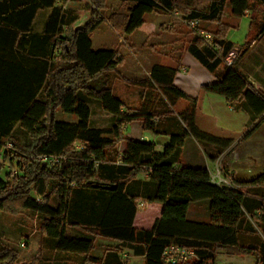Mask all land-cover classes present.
Wrapping results in <instances>:
<instances>
[{"label": "trees", "instance_id": "16d2710c", "mask_svg": "<svg viewBox=\"0 0 264 264\" xmlns=\"http://www.w3.org/2000/svg\"><path fill=\"white\" fill-rule=\"evenodd\" d=\"M65 1L0 0V22H4L0 27L4 41L0 48V154L11 166L6 179L0 178V213L28 210L44 215L40 229L53 239L55 250L81 255L93 264H128L114 251L102 259L92 257L95 237L134 247L144 264H165L162 254L171 246L195 253L196 259L181 264H215L221 253L252 256L254 264H264V193L242 189L264 188V171L246 181L232 180L225 187L215 183L207 169L184 166L178 160L188 138L221 154L264 124V91L256 90L240 72L251 43L264 34V25L257 38L246 41L228 64L226 59L235 50L226 38L228 25L222 22L226 6L232 17L241 18L254 4L264 6V0H119L133 5L125 14L106 16L107 0H87L86 20L79 24L77 15L72 18L62 6H56ZM44 9L51 13L44 34L39 36L31 33V27L37 12ZM154 11L176 14L187 25L192 20L216 24L210 39L200 34L204 31L200 26L190 30L193 37L186 51L207 72L215 74L221 67L223 71L191 97L175 85L176 70L155 66L148 79L131 84L141 90L154 88L163 104L129 108L113 95L107 80L123 59L118 51L93 50L91 35L102 23L130 35ZM41 91L42 100H38ZM207 93L244 106L257 123L251 130L244 127L240 131L219 125L214 115L203 111L202 98ZM91 100L111 115V127H90ZM179 101H184L185 107H179ZM59 111L75 115L77 122L57 121ZM167 120L174 121V132L161 153L155 152L156 144L122 132L124 125L139 122L143 130L158 134ZM17 123L27 134L24 143L13 136ZM120 143L125 149L118 154ZM41 157L59 161L50 165L41 162ZM143 174L156 186L147 201L163 206L160 219L149 230L134 228L136 203L141 198L126 192ZM92 181L115 189L96 187L89 183ZM85 189L95 190L99 196L85 195ZM103 194L109 197L100 198ZM74 196L81 209L75 215L84 212L97 219L82 228L81 237L65 231L67 226L81 227L66 219ZM52 197L57 206L49 204ZM204 200L209 201L210 221L188 220L189 205ZM2 237L0 231V264H18L19 254L4 246Z\"/></svg>", "mask_w": 264, "mask_h": 264}, {"label": "rangeland", "instance_id": "374dc122", "mask_svg": "<svg viewBox=\"0 0 264 264\" xmlns=\"http://www.w3.org/2000/svg\"><path fill=\"white\" fill-rule=\"evenodd\" d=\"M60 7L67 12L71 13L72 18L75 15L78 16L77 24L82 23L86 20V13L89 11L90 5L87 0L73 1L67 0L65 2L57 3ZM106 10L104 11L105 16L113 13L125 14L127 12V4H120L118 0H107L106 2ZM43 11V12H42ZM41 13L36 18L35 24L33 26L34 34H39L44 31L46 21L48 18V10H42ZM168 13V12H167ZM169 14V13H168ZM176 15V14H175ZM169 16H171L169 14ZM177 16V15H176ZM178 17V16H177ZM170 19V18H169ZM180 21V25L174 29L175 36L180 37V39H186L187 36H190L192 30L186 22L182 21L178 17ZM175 20L177 18L175 17ZM252 21V23H251ZM225 25H228V29L226 32V38L229 42L234 45L235 53H237L240 48L245 46L246 41L252 42L257 38L259 34V30L262 25H264V6L254 4L252 6V11L245 14V16L241 18H234L231 16L229 6H226L225 13L223 16V21ZM168 23V21L166 22ZM175 23V22H174ZM76 25V23H75ZM175 25V24H174ZM251 25V26H250ZM152 25H146L144 28H141L135 35L133 34V38L135 40L141 35L149 34L152 31ZM251 27V28H250ZM200 29L204 30L208 33H214L217 29V25L213 23H202L200 24ZM164 31V32H163ZM172 30L160 29V33L164 35H171ZM92 39H98V47L100 49H117L119 52V56L123 59V56L120 55V49L125 47L124 38H130L131 35H125L123 33L118 32L114 28H112L107 23H102L91 35ZM182 45V42H181ZM184 46V44L182 45ZM96 47V46H95ZM142 47V46H140ZM144 47V46H143ZM127 49V48H126ZM124 52H127L124 50ZM54 53L58 54V49L54 51ZM123 64V62H122ZM223 71V67L219 69L215 74L209 73L215 79ZM240 72L247 77L249 82L253 85L256 90L260 92L264 91V34L260 36L256 42L251 43V49L245 55L244 62L240 68ZM127 76V74H123ZM108 77V81L110 87L112 89L113 95L118 97L121 101L125 103V105L129 108H133L134 106H138V99L148 98V96H155V100L159 97H156V93L152 92L151 95L149 90L147 91L140 90L133 85H125L123 78H119L116 74H110ZM121 79V80H120ZM136 81V80H135ZM129 83V82H126ZM141 91L140 93H137ZM148 94V95H147ZM41 96V94H40ZM182 102L179 101V106H183ZM144 103V102H143ZM142 104V102H141ZM133 105V106H132ZM89 107L91 110V119L92 123L90 124L91 128H99V129H107L112 126L113 119L103 111L100 106V103L96 100L89 101ZM233 107L234 110H230L229 108ZM202 108L205 113L214 115L217 118V122L219 125L226 127L228 129L240 131L244 127L247 130H251L257 121H255L250 113H248L244 106H235L231 105L226 100L215 94L207 93L202 98ZM56 120L66 123H76L77 117L72 114H67L62 111H59L56 114ZM134 126V125H133ZM130 127L128 126V131ZM15 137L17 141L20 143L26 142L27 135L21 129H18ZM155 144V143H154ZM158 144L156 145V147ZM213 148V147H212ZM13 167L15 166L12 163ZM209 169L211 171L212 180L219 184L220 186L227 187V184L222 182L224 180L227 183H235L236 180L241 182L244 179L249 180L259 173L264 171V124H261L255 131H253L252 135L244 141L238 142L232 148L222 152L221 154H216L215 157L212 158L209 164ZM11 170V166L8 162H4L3 159H0V178L6 179V175ZM231 173L233 175H231ZM234 186V185H233ZM40 202L41 198H38ZM51 206H57L56 199L54 197L51 198L49 202ZM197 214L199 216V222L208 223L210 221L209 216L205 214L203 206H197ZM80 205L77 203V196H74V199L70 202V207L68 209V213L66 216L67 222H72L75 216V213L80 212ZM142 211L145 208L141 209ZM196 211V210H195ZM194 210L191 211V216L194 217ZM75 221V220H74ZM41 220L35 216L33 213L24 212V210L19 211L18 213L11 215L8 213H0V231L3 235L2 243L4 246H9L14 249L18 254L17 248H21L23 251L26 250L27 244L25 242V238L23 236L18 235L17 239L19 240H11L10 235L17 230L18 228H22L24 232L29 233L31 239H35L36 242L39 240V247L48 246L47 241L44 239V233L40 229ZM21 226V227H20ZM71 234H82V231L78 229H70ZM27 237V236H26ZM22 238V241L20 242ZM100 240L99 237H95V245L90 255L94 257L98 256L99 252L97 249H102L103 253H105V248L108 246H103L97 244ZM22 244L25 246L23 247ZM126 249V248H125ZM110 251L118 252L119 248L111 249ZM123 252L128 253V258L122 259V262L135 263L140 264V259H130V253L128 250H124ZM121 253V252H120ZM119 253V254H120ZM222 256V257H220ZM225 254L221 253L217 257V261L215 264H229L223 263L225 261ZM228 257H236L231 264H254V258L252 256H244V255H235ZM96 258V257H95ZM224 261H223V259ZM93 264L91 261L87 262L84 260V257L81 255H74L70 253H60L59 255H55L54 252L48 257V254H44L41 251H38L34 257L28 258L25 256H19L18 264Z\"/></svg>", "mask_w": 264, "mask_h": 264}, {"label": "crops", "instance_id": "0c3cea01", "mask_svg": "<svg viewBox=\"0 0 264 264\" xmlns=\"http://www.w3.org/2000/svg\"><path fill=\"white\" fill-rule=\"evenodd\" d=\"M118 3L120 4H127V10L133 5L129 2H122L118 0ZM56 6L57 5L56 3ZM48 10V15L46 18L49 17L51 13V9H44ZM42 10H39L35 16V19L33 20L32 27H31V33L34 34L33 26L35 24L36 18L41 13ZM43 12V11H42ZM169 14L171 16H169ZM163 12V11H154L153 13L147 14L145 16V23L137 29L135 32H133L130 38H124V43L126 48L123 47L120 49V55L123 56V64H121L117 68V72L114 73L119 78H123L124 81L121 82L125 83V85H133L131 82L140 81L144 79H148L150 77L152 68L155 66H161L168 69L176 70L175 85L184 91L188 96L194 97L197 94V91L200 86L212 83L216 81V79L209 74L187 51V46L189 45L190 41L192 40V34L190 36H187L186 39H180V37L175 36L173 34L175 31L174 29L178 27L180 24V21L178 17L175 14ZM109 15V14H108ZM175 17L178 21L175 20ZM170 18V19H169ZM168 21V23H166ZM175 22V23H174ZM175 24V25H174ZM4 25V22H0V27ZM146 25H152V31L149 34L141 35V37L138 36V38L135 40L133 38V34L137 33L141 28H144ZM160 29L168 31H171V35H164L163 33H160ZM44 32V31H43ZM41 32L38 35L41 36L44 33ZM164 32V31H163ZM37 35V34H36ZM92 41V49L93 50H102L100 47H98V39L94 40L91 37ZM184 44V46L181 45ZM4 44L3 38L0 36V48L2 49V46ZM96 46V47H95ZM142 46V47H140ZM144 46V47H143ZM116 51L117 49H111ZM127 51V52H124ZM0 55H2V51L0 52ZM127 74V76L123 75ZM129 82V83H126ZM138 88L137 86H134ZM140 90V88H138ZM137 93H140L139 91ZM147 91V90H146ZM150 94L152 92L158 94L157 91L153 88L149 90ZM41 94V96H40ZM148 95V94H147ZM153 95V94H151ZM157 97V96H156ZM38 100H42V91L38 95ZM138 106H134L133 108H137L141 106L144 103L149 105L150 107H157L163 104L161 99L155 100V96H148V98H139L138 99ZM142 102V104H141ZM126 103V102H125ZM183 106H179V102L177 105L179 107H185V102H182ZM133 106V105H132ZM91 111V110H90ZM109 115V114H108ZM111 119V115H109ZM90 115V124L92 123ZM174 121H165L160 125L158 128V134L152 133L150 131L143 130L142 124L139 122L126 124L122 127V132L124 136L136 139V140H142L150 143H155L158 146L155 148L156 153H161L163 151V146L168 143L169 141V135L174 132ZM134 125V126H133ZM128 126L130 127V130L128 131ZM18 129H21L20 124L17 123L13 130V136L15 137V134ZM99 129V128H97ZM22 130V129H21ZM23 131V130H22ZM25 132V131H24ZM26 133V132H25ZM27 135V134H26ZM16 139V137H15ZM27 140V138H26ZM125 149V144L120 143L117 147L118 154H121ZM216 155V150L212 147H204L201 144L197 143L195 140L188 138L185 141L184 146L182 147L178 160L179 162L184 166L189 167H199V168H205L210 173L209 164L213 157ZM0 159L2 158V155L0 154ZM231 175H233L231 173ZM212 176V175H211ZM246 181V179H244ZM156 186L154 183H152L149 180L148 175L143 174L140 177H138L137 181L130 184L126 188V192L131 196H138L141 198V200L137 201V213L135 215L133 226L137 230H149L151 229L155 222L160 219L163 206L161 204L157 203H149L147 201V198L152 196L155 192ZM242 189L244 190H250V193L252 194H262L264 193V188L258 187L256 189L255 187L251 186H242ZM85 195L92 196V198H95L98 195V192L95 190L85 189L83 190ZM108 194H103V196L100 198H108ZM35 198L40 201L38 198L39 196H35ZM142 205V206H141ZM197 206H203L204 211L206 212L207 216H209V201L204 200L200 202L191 203L189 205L188 213H187V219L194 222H199V216H196L197 212ZM145 208L144 211L141 209ZM194 210V217L191 216V211ZM196 210V211H195ZM24 212H30L33 213L35 216H37L41 222L45 219V216L39 213H35L32 211L24 210ZM75 219L72 220L71 223L79 224V226L72 227L74 229H78L79 231H82L83 227H88L91 224L96 223L95 221L96 216L94 215H88L84 212H81L80 214H76L74 216ZM75 220V221H74ZM21 227V226H20ZM71 227L67 226L65 228L66 233L71 234ZM17 233L20 236H23L25 238V242L27 244L26 250H22L21 248H17L19 252V256H25L28 258H32L35 256V254L38 251H41L44 254H48V257L51 255L52 252H54L55 255L62 254L63 252H59L55 250L54 248V242L53 239L44 233V239L47 241L48 246L39 247V241L36 242L35 239H31V236L29 233L24 232L22 228H18L15 230L11 235V240H19L17 239ZM27 236V237H26ZM72 236L81 237L82 234H73ZM22 241V238L20 242ZM96 243V241H95ZM99 245L108 246L105 248V253H103L102 249H97L99 252L98 256H94L98 259L104 258L105 254L110 251L112 248H119V255L121 258V261L123 258H128V253L123 252L124 250H128L130 253V259H140V264H144L143 256L138 255L135 251L134 247L122 245L119 242L116 241H110L106 239H101L97 242ZM126 248V249H125ZM222 257V256H220ZM225 257V261L223 259V263H229L231 264L236 257ZM135 264V263H130Z\"/></svg>", "mask_w": 264, "mask_h": 264}, {"label": "built area", "instance_id": "2783aa9c", "mask_svg": "<svg viewBox=\"0 0 264 264\" xmlns=\"http://www.w3.org/2000/svg\"><path fill=\"white\" fill-rule=\"evenodd\" d=\"M200 22L198 20H192L188 23L189 27L191 29L197 28L200 26ZM200 34L205 37L206 39H210L211 35L209 33H206L204 31H201ZM220 52V50H219ZM236 53L232 52L229 54L228 58L226 59V62L230 64L235 57ZM230 109V108H229ZM231 110V109H230ZM232 111V110H231ZM6 148L11 150L12 145L10 143L6 144ZM40 161L46 164L54 165L59 161V158H47V157H41ZM227 184V186H230V183H227L226 180L222 181ZM219 185V184H218ZM142 206V205H141ZM24 247L25 245L22 244ZM196 259V255L192 250L182 248L179 246H171L167 249L164 250L162 254V260L164 261L165 264H181V263H188L191 262L192 260Z\"/></svg>", "mask_w": 264, "mask_h": 264}, {"label": "water", "instance_id": "95a60500", "mask_svg": "<svg viewBox=\"0 0 264 264\" xmlns=\"http://www.w3.org/2000/svg\"><path fill=\"white\" fill-rule=\"evenodd\" d=\"M89 183H91V184H93L94 186H96V187H101V188H103V189H105V190H108V191H112V190H114L115 189V186L114 185H111V186H108V185H102V184H100V183H96V182H89Z\"/></svg>", "mask_w": 264, "mask_h": 264}]
</instances>
